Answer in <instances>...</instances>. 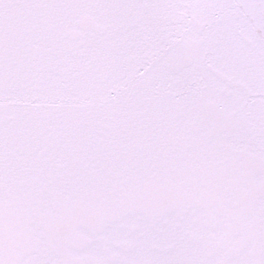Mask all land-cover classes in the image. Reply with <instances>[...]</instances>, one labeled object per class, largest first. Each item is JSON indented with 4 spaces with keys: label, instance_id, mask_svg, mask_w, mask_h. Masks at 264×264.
Instances as JSON below:
<instances>
[{
    "label": "snow or ice",
    "instance_id": "6c2138e0",
    "mask_svg": "<svg viewBox=\"0 0 264 264\" xmlns=\"http://www.w3.org/2000/svg\"><path fill=\"white\" fill-rule=\"evenodd\" d=\"M0 264H264V0H0Z\"/></svg>",
    "mask_w": 264,
    "mask_h": 264
}]
</instances>
